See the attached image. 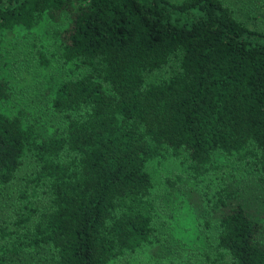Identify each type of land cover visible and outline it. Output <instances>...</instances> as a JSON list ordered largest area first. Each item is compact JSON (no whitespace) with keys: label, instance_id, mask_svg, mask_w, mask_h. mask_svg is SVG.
I'll list each match as a JSON object with an SVG mask.
<instances>
[{"label":"trees","instance_id":"16d2710c","mask_svg":"<svg viewBox=\"0 0 264 264\" xmlns=\"http://www.w3.org/2000/svg\"><path fill=\"white\" fill-rule=\"evenodd\" d=\"M62 14L55 129L0 75V264H264V9L257 27L226 0H0V31ZM177 195L209 250L171 235Z\"/></svg>","mask_w":264,"mask_h":264},{"label":"rangeland","instance_id":"374dc122","mask_svg":"<svg viewBox=\"0 0 264 264\" xmlns=\"http://www.w3.org/2000/svg\"><path fill=\"white\" fill-rule=\"evenodd\" d=\"M226 2L247 25H262L264 0ZM67 21V15L62 14L57 22L45 18L31 29L16 27L0 31V75L9 79L14 94L10 110L15 111L14 106H18L28 121L40 123L45 130L55 129L60 122L59 116L51 112L47 105L44 79L50 74L61 76L66 73L65 68L58 63L60 46L54 30L66 27ZM38 52L50 59L49 66L45 69L38 63ZM171 207V235L176 239L180 238L187 246L209 250L215 236L214 226H198L190 205L180 195L173 196ZM23 260L19 264H27Z\"/></svg>","mask_w":264,"mask_h":264}]
</instances>
